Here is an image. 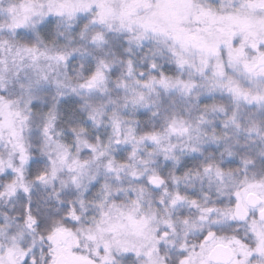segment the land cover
<instances>
[{
	"label": "snow or ice",
	"instance_id": "obj_1",
	"mask_svg": "<svg viewBox=\"0 0 264 264\" xmlns=\"http://www.w3.org/2000/svg\"><path fill=\"white\" fill-rule=\"evenodd\" d=\"M0 264H264V0H0Z\"/></svg>",
	"mask_w": 264,
	"mask_h": 264
}]
</instances>
